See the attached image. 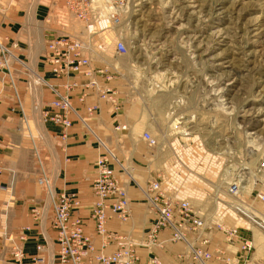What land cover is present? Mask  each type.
<instances>
[{
  "label": "rangeland",
  "instance_id": "374dc122",
  "mask_svg": "<svg viewBox=\"0 0 264 264\" xmlns=\"http://www.w3.org/2000/svg\"><path fill=\"white\" fill-rule=\"evenodd\" d=\"M77 3L79 0H0V36L7 47H17L15 53L26 65L24 70L17 65L20 70L14 72V78L27 117H32L35 108L34 94L28 89L33 77L30 72L35 69L36 77L38 71L46 77L48 42L62 36L86 42V55L93 52L91 60L96 67L111 63L109 69L115 76L111 86L124 107L119 112L127 120L132 117V123L137 124L135 132L128 134V142H139L146 131L158 142L155 148L143 143L144 149L137 151L144 157L142 171V164L134 159L131 162L128 156L126 167L132 179H123L129 185L131 202L143 200L146 209L143 189L157 181L168 197L190 201L198 214L209 219L230 215L251 230L249 233L241 228L244 239L258 240V254L255 252L254 256L264 264V256L259 254L264 245V226L254 221L252 226L241 224V218L227 206L231 202L227 197L228 185L236 181L248 206L243 204L242 208L234 202L231 208L244 219L256 215L264 220V0H88L91 19L86 20L79 19L72 10ZM119 42L127 46L125 55L116 53ZM1 79L0 133L4 127L9 133L19 131L34 150V167L39 169L37 152L48 170L47 150L36 151L35 138L24 129L15 89L8 77ZM132 111H136V118L131 116ZM41 188L45 193L46 189ZM13 194L14 202L7 193L0 194V209L9 221L17 204L15 185ZM47 207L45 213L39 211L40 218L45 214L46 217L44 222L39 220L35 251L29 255L24 245L32 231L30 226L19 229L18 240L17 236L14 235L15 239L8 235L7 228H0V254L11 255L0 256V264H20L17 246L24 254L21 264H36L34 260L39 256L61 264L60 232L48 201ZM37 213L34 211L33 217ZM88 214L92 222L89 228L79 217V211L72 215V221L82 219L85 237L93 240L91 258H84L83 264L98 261L100 255L109 257L131 242L136 264H184L180 259L184 245L172 241L167 228L162 227L155 234L162 244L159 248L147 251L142 247L141 242L149 241L152 235L151 215L147 220L144 216V220H138L132 213L133 218L126 222L111 218L107 229L120 239L112 237L105 243L97 233L90 209ZM41 222L45 225L41 226ZM111 223L119 228L113 229ZM140 224L143 227H138ZM214 244L226 247V242L217 239ZM38 247H46V251H39ZM199 247L198 244L195 249L199 251Z\"/></svg>",
  "mask_w": 264,
  "mask_h": 264
},
{
  "label": "built area",
  "instance_id": "2783aa9c",
  "mask_svg": "<svg viewBox=\"0 0 264 264\" xmlns=\"http://www.w3.org/2000/svg\"><path fill=\"white\" fill-rule=\"evenodd\" d=\"M87 3L88 0H79L77 7L72 9L81 20L91 19ZM81 41L71 36H62L52 39L47 44L45 63L49 65V71L58 83L44 81L45 86L53 94V100L49 104L50 109L45 111L44 117L45 122L50 121L64 131H68L73 126L71 115H77V112L73 113L72 110L74 107L71 94L78 88L83 89V95L80 99L82 102L89 96L94 95L100 101L117 106V92L111 86L115 76L107 66L96 67V64L92 63L91 55H94L93 52L90 56H85V47L81 45ZM16 49L17 47L15 49L7 47L5 40L0 36V73L3 74H0V79L8 76L14 78V72L20 70L17 69V65L20 68L22 67V70L25 69L26 65L16 55ZM127 52L128 49L124 42L116 44L118 55H125ZM79 79H84L85 82L81 83ZM11 84L15 89V97L25 120L26 114L15 78L12 79ZM87 109L92 114L98 107L90 106ZM50 110L54 112L51 113ZM125 130L127 128L122 125L113 128L115 132ZM141 139L150 148L158 146L157 140L147 131L142 134ZM35 155L40 172L38 184L46 189L48 197L51 196L50 208L55 212V225L60 232L61 264H83L84 258H91L89 251L92 249L93 240L91 241L89 237H85L81 227L82 219L77 217L75 221H72L73 212L79 211L82 204L74 194L62 193L55 195L50 190L49 182L46 181L47 169L41 159V154L36 152ZM110 158L122 165L111 151L99 158L95 170L97 175L94 176L92 183L94 202L89 207L96 223L97 233L105 243H108L112 237L120 239V237L109 233L107 229L111 218L117 217L122 222L133 218L129 190L123 179L124 172L123 170L122 172L120 170L115 172L110 164ZM3 170V166H0V175H2ZM8 172L7 181L0 182V194L7 193L11 196V202H14L15 175L10 170ZM228 190L233 197H238L241 193L240 185L236 181L229 184ZM143 192L148 203V206L144 209L146 215L143 216L146 220L147 216L150 215L153 218V222L150 224V228H152L150 240L141 242L142 247L147 251L153 250L155 246L159 248L161 243L155 239V234L160 228L164 227L171 231L172 241L183 243L185 252L180 259L184 261V264H248L255 248L252 247L251 240L244 239L241 236L242 229L237 225L226 224L225 221L222 223H208L207 217L198 214L190 201H175L168 197L157 181L143 189ZM46 206L47 203L44 207ZM44 207L41 213H45ZM36 216H41L40 212ZM145 222L147 223V221ZM220 235L222 238H220ZM96 237H93L94 240ZM21 238L25 240L26 236L23 235ZM216 239L226 242V247L214 244ZM131 244L132 242L127 244L125 249H120L109 257L99 254L100 256L97 259L100 263L96 260L86 264H136L134 249L130 247ZM198 244L200 245L199 251L195 249ZM87 245H89L88 250ZM38 250L46 251V247H38ZM15 251L16 258L21 264L24 257L23 251L19 246ZM49 253L51 252L49 251ZM34 262L36 264H53V258L48 259L45 256H39ZM154 263V261H149L147 264Z\"/></svg>",
  "mask_w": 264,
  "mask_h": 264
},
{
  "label": "crops",
  "instance_id": "0c3cea01",
  "mask_svg": "<svg viewBox=\"0 0 264 264\" xmlns=\"http://www.w3.org/2000/svg\"><path fill=\"white\" fill-rule=\"evenodd\" d=\"M104 66L111 68V63L110 65L105 63L103 67ZM46 71L45 78H48L49 80L41 76L39 74L40 71H38L36 77L34 74L37 72H35V69H31L30 73L34 78L32 77L30 82L34 85V88L32 90L30 84L28 85V89L34 94L33 99L35 102V108L33 109V115L30 119L27 117L25 108L26 119L24 120L25 125L21 123L22 128L24 125V129L30 131V137L32 139L35 138L34 145L36 151L39 150L41 153L44 149L45 151L47 150L46 155L49 154L47 157L48 176L46 181L49 182L51 191L54 192L55 195L62 193L76 195L82 204V207L79 210V217L84 220L85 225L88 227L89 223H92L88 213L90 209L89 207L94 202L92 183L94 176L96 175L95 170L97 160L101 156L107 155L108 151H111L117 157L118 161L122 163V165H120L111 160L110 164L112 168L115 171L120 170L122 172L123 170V178L127 181L128 177L131 178L129 169L126 167L128 164L127 159L129 157L132 160L131 162H133L134 159L136 162L142 164V166L139 167L141 171L143 170L142 168H144V157L143 155L139 156L137 151L144 149L145 142L142 140L139 142H128V134H131L133 130L135 132L137 124L134 125V123H132V117H128L127 120L125 115H122L119 112L120 109L124 111V107L120 104L121 99L119 98L118 93L117 106L115 107L114 104L111 105L107 102L98 100L94 95L89 96L84 102H82L80 99L83 95V89L78 88L71 94L72 103L77 112L76 118L73 119V126L68 131H64L61 127L50 121L45 122V111L50 109L49 104L53 100V94L45 86L44 81L58 83L52 77L50 71ZM36 79H38L39 83ZM0 81L3 82L2 79H0ZM79 82L84 83L85 80L79 79ZM41 87H43L44 93L41 92ZM45 88L47 89L46 91ZM19 95L21 97V94ZM44 97H46V101H44ZM94 105H96L98 109L90 114L87 108ZM53 112L54 111H51V113ZM135 113L136 111L130 114L136 118L137 114ZM2 115L3 113L1 111L0 118ZM121 123H125L123 126L126 127L127 130L122 132L113 131V128ZM33 151L34 150H32L28 138L23 136L19 131L9 133L6 127H4L2 133H0V163L4 169L2 175H0V182L7 181L9 170L15 175V195L17 197V204H15L10 221L9 217L6 220L5 215L2 214L3 211L0 209V228H7L8 231H6L8 232V235L12 236V238L14 235L15 237L17 236L16 238L18 240V235L20 233L19 229L30 226L32 231L28 234V241L24 245L27 255L35 251V244L38 240L39 220L44 222L46 217L45 214L43 218H40L39 216L35 218L33 217V212L42 211L41 207H44L45 203L49 200L47 193H44L38 184L40 172L38 167L35 168L33 165ZM125 151L128 152L125 153ZM139 202L140 203H133V214L135 219L142 220L145 209L144 201L141 200ZM6 205L5 206L8 209V204L6 203ZM47 208V206L44 207L45 211ZM75 216L76 214H74V217ZM42 222L41 226L45 225V223L42 225ZM8 224H10L12 230H9ZM110 226L116 230L119 228L116 223H111ZM138 227H143V225L140 224ZM50 232L52 233V230ZM121 232L124 233L125 230H122ZM47 238L50 243L51 239L48 235ZM8 253H1L0 256L9 258L11 255Z\"/></svg>",
  "mask_w": 264,
  "mask_h": 264
},
{
  "label": "bare ground",
  "instance_id": "6f19581e",
  "mask_svg": "<svg viewBox=\"0 0 264 264\" xmlns=\"http://www.w3.org/2000/svg\"><path fill=\"white\" fill-rule=\"evenodd\" d=\"M74 39H77V38H74ZM81 45L83 46V47H85V51H84V53H85V56L87 57V55H86V51H88V48H89V44H87L86 42H84V41H81ZM93 63V62H92ZM48 67H49V65H48ZM8 78L12 81V79L14 80V78H11V77H9L8 76ZM18 89V88H17ZM73 104V103H72ZM23 107H24V105H23ZM73 107H74V105H73ZM72 110H73V113H75L76 111H75V108L73 109L72 108ZM76 116L77 115H75V114H73V115H71V119H72V121H73V119L74 118H76ZM99 160V159H98ZM97 160V161H98ZM111 160H113V159H111L110 158V163H111ZM97 163V162H96ZM114 170V169H113ZM116 172V171H115ZM97 175V174H96ZM126 186H127V188H128V183L126 182ZM229 186V185H228ZM240 188H241V186H240ZM50 190H51V187H50ZM242 191V190H241ZM227 197L230 199V201L231 202H229L230 204H231V206L232 205H234V202L236 203V204H239L240 206H242V208H245V206L243 205V204H246V203H244L243 202V200H242V193H240L239 195H238V197H233V196H231L230 194H229V190H228V188H227ZM51 202V196H49V200H48V203H50ZM224 204H228V203H224ZM230 204H228L227 206H229V208L235 213L234 215H236L239 219L241 218V224L243 223V224H245V225H251V221L253 222H259L261 225H263L264 226V220L262 219V218H259L258 216H256V215H253V216H250V218L249 219H244L242 216H240V214L238 215V214H236L237 212H235V210H233L232 208H231V206H230ZM133 205V203L131 202V206ZM247 205V204H246ZM248 206V205H247ZM247 209L248 210H251V211H254L251 207H247ZM227 218H225L224 217V215L223 216H221V215H217L214 219H212V218H207V221H208V223H211V222H218V223H222L223 221H225L226 222V224H230V225H237V227H239V228H242V229H245L246 231H248L249 233L251 232V230H249V229H247L244 225H240L239 223H237V222H239V221H234V220H232L231 219V217H230V215H228V216H226ZM228 217H229V219H228ZM234 218V217H233ZM212 224V223H211ZM252 226V225H251ZM254 228V227H253ZM261 241H262V238H261ZM263 243V242H262ZM251 244H252V247L253 248H255V250H253V252H252V254H251V259H249L248 260V264H257V263H259V261H257L256 259H255V256H254V253L255 252H257V254H258V240L255 238V237H251ZM259 254L261 255V256H264V245L263 246H261L260 248H259ZM259 257V256H258Z\"/></svg>",
  "mask_w": 264,
  "mask_h": 264
}]
</instances>
